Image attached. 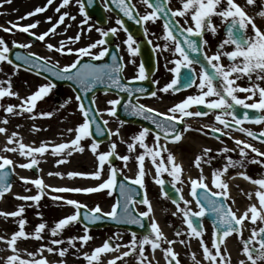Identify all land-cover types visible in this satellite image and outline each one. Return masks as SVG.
<instances>
[{"label":"snow or ice","instance_id":"snow-or-ice-1","mask_svg":"<svg viewBox=\"0 0 264 264\" xmlns=\"http://www.w3.org/2000/svg\"><path fill=\"white\" fill-rule=\"evenodd\" d=\"M75 5L78 6L79 14L83 17L80 21V31L75 36H69L66 40H60L57 45L52 43H46L45 47L49 52L59 53L61 55L73 54L76 59L71 63L65 64L60 67L59 61L50 63L51 57L42 56L34 52H29L27 56H21L18 52L15 54L16 60H23L24 64L29 68H37L44 72L50 73L52 76L59 80L71 81L77 88L84 92H90L96 84L106 83L108 87H115L120 91L127 92L129 97L132 96L133 91L145 92L144 88L132 89L128 85L121 83L122 70L124 64L122 57L118 61L119 44L116 45L117 52L111 54L112 63L110 64H95L91 61H98L109 54L110 41L107 39L109 36L115 37L118 31L123 30L127 33V38L123 40V44L127 46V52L130 56L134 57L138 54L140 44L133 38V35L125 27L124 21L121 18H117L115 24L117 27H110L107 29L96 27L95 31L99 33L100 38L87 44L84 47L73 48L69 45L76 44L80 41L84 32L83 25L88 23L89 13L86 11L85 0H74ZM11 3V0H0V7L4 4ZM54 0H46L43 6H37L34 10L27 12L24 16L20 17V20L27 19L35 16L39 13H44L50 5H53ZM93 0H87V5L91 6ZM110 3L118 9L124 17L128 20H134L136 24L144 25L146 22L155 23L157 20L163 18V35L158 39L164 41L163 45H153V52L160 51L170 52L173 59L167 60L165 68L173 74L170 82L165 84L161 89L162 93H168L169 91L177 92L181 90V70L187 69L188 74L184 76L183 87L190 88L195 86L198 90V94L188 95L182 101L169 107L166 112H160L157 109L146 106L144 104H133L129 101L124 105L125 110H130L132 115L140 116L145 120L150 121L155 130L143 127L138 133L129 138L130 142L121 139V143H126L127 151L129 154L119 155L116 152L117 144L112 142L109 146V150L106 152H98L99 144L101 141L93 139L90 145V151L96 156L97 167L94 172L91 173H78L68 172L69 177L76 176H90L93 179L100 180L104 165H109V176L107 180L102 181L95 187L86 188H68L58 187L51 188L46 185L42 178L37 177L30 179L27 177H19V179L25 184H31L36 187V195H15V199L21 201H32L35 206L39 207V201L42 196L45 195V189L49 188L54 192H76V193H94L100 192L104 189L111 190L116 184V176L118 169L112 167L110 158L116 157L124 162V166L127 167L128 162L132 159L131 153L135 152L137 145L143 151L135 156L137 162L138 171L134 178H131V183L138 185L141 189L145 188L144 177L147 174L144 169L145 157H149L155 168L154 182L160 186L161 196L166 198L175 205L176 211L172 213L176 216L180 213L182 216L183 224L186 225L187 231L176 230L175 236L180 238L179 240L167 239L158 222L153 215V207L151 201L147 197V193L143 195V198L138 203L146 206L145 211L134 213V208L130 207L136 203L133 201L131 193L133 189L127 187L124 183L120 184V190L123 202H117L112 205L111 211L104 213L99 205L81 213V208H86V205H82L76 200L66 199L61 196L51 197L53 200H64L67 205L73 206L76 211L73 214L67 215L54 221V226L48 228L47 222L43 221L42 214L37 212L36 215L41 219V222L37 224L34 231L28 233L25 231V225L27 220L23 214L25 212V205H18L17 210L11 212L0 211V216L5 219L12 217L16 219L18 224V230L14 231L10 238L0 235V241H3L7 248L11 250L12 254L4 258V264H49L43 253L46 251L50 254H57L61 259L52 262V264H67L63 259L68 253L69 249H75L76 253H80V249L83 248L90 240L93 239L89 235V224L95 223L98 220L109 218L116 223L123 224H135L140 228H145L144 220L151 216V221L147 225V231L141 234L139 237L136 232L131 233V239L126 244H113V237H109L104 241L101 246L95 247L91 253L83 252L82 258L87 264H100L101 254L118 251L119 248L125 247L128 250L121 253L119 256L110 260L108 264H116V261L122 260L130 255L135 256L137 264H151L148 261V257L145 255V246H150L153 253L159 249L163 253V257L166 264H181L178 259V253L174 251L173 245L179 242L180 244L188 247L186 239L181 238L187 236L189 239L198 238L199 245L203 251V259L208 261L209 264H231L230 257L227 253V249L221 250V245L225 243V238L232 233L242 235V229L244 221L250 219L253 225L260 221L264 225V176L261 178L253 179L246 171L237 173L245 180L250 181L252 184L257 185V190L254 195L258 200L259 208L256 204H250L247 210L237 216L232 207L229 206L228 200L229 185L226 181L222 180L229 168H245L247 164H258L264 168V151H260L253 144L248 143L245 140L237 139L231 136V131L235 130L243 133L247 137L257 140L264 144V130L256 133L250 129L243 127L245 122L261 124L264 123V29L257 25L255 18L259 17L264 19V4L257 5V0H245V5L237 3V0H178L180 4L179 8L173 9L170 7L171 0H139V3L144 5L146 9L143 15L136 9V4L132 3V0H110ZM73 6V0H60L59 4L55 7L54 12L59 14L58 19L52 22V17H46V21L51 23L46 31L36 34L31 31L40 24V21H34L27 25H20L17 22H9V27H3L2 31L13 33L14 30H18L22 33L28 34L30 37H34L35 40L44 42L46 37L56 34V30L60 25H65L64 32L66 33L71 24H65L66 18L69 21H75L76 16L72 15L69 11H61V9L69 8ZM252 6L253 8L259 7V11L255 13V16L249 15L245 10L246 7ZM104 9L111 11L109 7V0H104ZM180 18V19H177ZM214 18H218L219 24L214 23ZM181 19L183 23H181ZM223 27L224 37L217 43L215 51L208 55L205 48L208 46L209 41L205 39L206 34L210 33L212 37H216L219 29ZM250 29V31H249ZM88 31L92 30V26L89 25ZM145 37L149 35L148 29H143ZM149 44H152L151 40H148ZM14 48L28 49L31 47L29 43H18L12 41ZM231 47V50H227ZM99 49V51H93ZM11 49L4 38L0 37V63L6 62L13 66V74L21 67L19 64H14L13 60L9 58ZM190 54H196L192 56ZM84 57H89V62L82 63ZM178 57V58H177ZM167 59V58H166ZM226 59L227 63H223L222 60ZM206 62V64H205ZM129 63H135L134 60H130ZM168 64L174 66L168 68ZM200 65V72L197 75L193 65ZM211 68L209 72L207 69ZM2 71V69H0ZM39 74V72H37ZM247 80V86L242 87L237 84L238 80ZM47 79V77H45ZM132 80L144 81L148 79L145 66L141 63L138 66L137 74L131 78ZM198 81V82H197ZM152 83H158V81H152ZM55 87V85L49 81L48 83L39 85L37 89L29 94L27 97H20L19 93L13 91L12 78L9 76L5 80H0V100L4 97H15L20 100L17 105L0 103V109H3L4 113L8 115H21L28 113L30 119H35L37 116L50 118L53 115L51 111H42L34 113V109L37 107V102L42 100L49 92ZM238 93H248L244 98H240ZM151 97L157 96V91L150 92ZM258 96V100L254 99ZM76 101L78 102L79 111L83 115V122L78 124L74 129L69 128V133L75 132V136L68 142H62L59 144H52L50 141H42L40 146L34 147L26 145L22 142L23 138L16 131H13L10 135H7V142L3 149L0 151L18 153L20 156L29 158L27 163L16 165L22 169H36L39 171L40 160L37 156H43L49 151L51 145V155L59 156L60 159L56 160V164L67 163V158L70 157L73 152H83L85 148L82 146L81 141L85 138L92 137L91 130L92 125H95V132L97 136L104 134L105 128L108 124L107 120L103 121L104 128L97 122V118L102 116L99 109H94L95 97H93L92 105L85 107L80 95H76ZM246 101H253L248 103ZM71 102V98H67L63 103L59 105L60 108L65 107ZM111 106L104 110L109 116H116L117 105L121 103L120 99H112L107 101ZM193 106H203V109L196 111L190 110ZM240 109H243L241 112ZM249 110H254L250 113ZM215 113V122L222 127H215L211 125H202L201 129L207 127L210 128L212 133H220L215 136V139L220 140L221 136L227 135L229 139H233L236 148L230 149L227 146L218 149L217 155H224L226 163L220 167L215 168L211 174V184L216 189L213 191L209 184L206 182V177L203 175L202 164H211V161L215 158L210 155L211 148L205 147L201 153L196 155L193 164L197 169H200V175L198 178H188V184L190 185V195L195 200L198 211H193L189 205L192 201L187 200L182 195V188L177 187L178 184H184L182 179L183 166L176 162L174 154L169 150L167 144L169 142H179L182 139L183 133L192 130L188 124L183 125V129L177 127L178 123H182L185 118L190 117H205L210 113ZM178 114V115H177ZM229 117L230 119H227ZM9 120L7 116L0 120V124H8ZM123 121L120 124L123 125ZM19 127V125H17ZM35 125L32 131H40ZM198 131L200 129H197ZM228 130V131H225ZM7 129L0 127V134H6ZM207 135V133H204ZM109 137L115 135L120 136V129L117 128L114 132L108 129ZM151 135L153 143L150 146L146 143V138ZM223 143V141H221ZM9 145H14L9 147ZM239 152L240 159L234 160L231 156L226 155L231 151ZM249 152L255 154L249 158ZM163 154H166L163 155ZM14 162L7 156L0 155V199L4 195L11 191L12 184L9 182L10 170L14 171ZM167 173L172 179L166 182L162 175ZM48 175L61 176V173H48ZM125 180H129V177H124ZM170 183L173 193H169L165 189V184ZM25 191H30L25 187ZM111 195V191H109ZM248 199L251 200L253 193L247 194ZM181 202L183 207L181 206ZM235 203V201H232ZM31 207L33 205H27ZM119 209V211H118ZM250 214V215H249ZM206 215H210L212 218L213 232L211 247H209L203 239V218ZM87 221V223H84ZM76 223L83 224V235L69 236L67 240L59 239L63 231L71 227ZM47 230L50 233V238L47 244H41L36 252H27L28 259L21 257L20 251L16 245L19 239H36L43 240L42 233ZM116 234H114L115 236ZM80 242V247L77 248L76 242ZM67 243L68 247H60ZM167 244V247H162V244ZM242 254L246 257V260H240L238 264H264V226L253 227L251 229V235L247 239H241ZM213 249L215 250L213 252ZM39 256V258H37ZM193 264H202L200 260L196 259L195 253L191 254ZM158 264V262H157Z\"/></svg>","mask_w":264,"mask_h":264},{"label":"rangeland","instance_id":"rangeland-1","mask_svg":"<svg viewBox=\"0 0 264 264\" xmlns=\"http://www.w3.org/2000/svg\"><path fill=\"white\" fill-rule=\"evenodd\" d=\"M60 0H54L53 5H50L48 9L44 13L36 14L35 16L29 17L27 19L20 20L19 18L24 16L27 12L34 10L37 6H43L46 3V0H11V3L4 4L2 7H0V29L3 27H9V22H17L20 25H27L29 23H33L34 21L39 20L40 24L37 28L32 29L31 31L35 32L36 34H40L44 31H46L49 27H51V23H54L58 19L57 13L54 12L55 7L59 4ZM132 3L136 4V7L139 11V13L144 14L145 11L148 9L145 8L144 5L139 3V0H132ZM171 7L173 9L179 8L180 4L178 3V0H171L170 3ZM259 5V4H257ZM61 11H69L72 15L76 16L75 21H69L66 18L65 24H71V27L68 28L67 32H64L65 25H60L57 30L56 34L50 35L49 37H46L44 42L38 41L36 44H33L30 40L26 38V33H22L18 30H14L13 33H8L0 30V37L4 38L5 41L8 43L9 47H12V41H16L18 43H29L31 42V47L28 49H25L29 52H34L42 56H48L51 57L50 63H55L59 61L60 67H63L65 64L71 63L73 60L76 59L75 55L73 54H65L61 55L59 53L55 52H49L47 48L45 47L46 43H52L54 45H57L60 40H66L69 36H75V34L80 31V21L83 19V17L79 14L78 6L75 5V2L73 0V6L65 9H61ZM52 17V22L48 23L46 21V17ZM116 18L110 14H108V26L110 27H117L115 24ZM257 25L260 24L261 26L264 25V19L257 18ZM89 25L92 26V30L88 31ZM106 26L105 29L108 28ZM97 26L94 25L92 22H89L86 25H83L84 32L81 36V39L76 44L69 45L73 48H79L84 47L87 44L97 40L100 38L99 33L95 31V28ZM122 34L121 31H118L117 33ZM124 38H120L119 41L121 45L119 46L120 54L122 58H127L125 54V48L122 46ZM24 49V48H23ZM95 51H99V49H94ZM0 80H5L9 76L12 78V85L13 91H16L19 93L20 97H27L29 94L34 92L39 85L45 84L46 82L42 79L26 73L20 69H18L13 74V66L7 64L6 62L0 63ZM130 75V74H129ZM56 93L60 94V99L55 96ZM71 98V102L68 103L65 107L60 108L59 105L63 103L67 98ZM114 99L113 95L108 94H98L95 97L96 102V108L99 109L102 113V116H100L103 120H107L110 130L113 132L119 128L120 129V136H111L109 140L106 142L100 143L98 152H106L109 150V146L112 142H115L117 144L116 152L119 155H126L129 154L127 151L126 143H121V139L124 141L130 142L129 138L133 136L134 134L138 133L141 127L134 126L131 124L123 123V125L120 124V121L115 118L114 116H109L106 114L104 110L111 107L107 101ZM0 103L7 105V104H13L17 105L20 103V100L15 97H4L2 100H0ZM160 110H164V107L159 108ZM42 111H51L53 112V115L50 118H44L37 116L35 119H30L28 113H23L21 115H8L4 113L3 109H0V120L4 119L7 116V119L9 120L8 124H0V127H5L7 129L6 134H0V149H3L6 142H7V135H10L13 131H16L20 134V136L23 138L22 142L26 145H31L34 147L40 146L42 141H50L52 144H59L62 142H68L71 139L74 138L75 132L69 133L67 129L69 128H75L78 124L83 122V118L80 114L79 108H78V102L76 101L75 97L72 95L71 91L64 88L60 92H53L52 90L49 92L47 96H45L42 100L37 102V107L34 109V113H39ZM19 125V127H17ZM36 126L37 128L41 129L40 131H32L33 126ZM190 136V135H188ZM92 143V139L90 137L85 138L81 141L82 146L85 148V150L81 153L79 151L73 152V154L67 158L68 162L63 164H56V160L60 159L59 156H53L51 155V145L49 146V151L46 152L43 156H37V158L41 161L38 168L39 171H37V174H34L29 169H22L16 165L27 163L29 158H25L20 156L18 153H12V152H4L0 151V155L7 156L8 158L12 159L14 162V170L17 173V176H23L30 179H35L37 177H40L43 179L44 183L51 188H58V187H68V188H86V187H95L99 183H101L104 180L108 179L109 176V165L106 163L104 165L102 175L100 180H96L91 178L90 176H76V177H69L67 175L68 172H78V173H91L96 170L97 167V160L96 156L90 151V145ZM146 143L150 146L153 143V138L151 135H149L146 138ZM192 144V143H190ZM14 145H9V147ZM169 150L174 154L176 158V162L180 163L183 166V173H182V179H184V184H180L183 186H188L186 183V179L184 178L185 173H189L191 171L193 178H198L200 175V169H197L193 161L195 159V155H192V152H201L200 150H190L189 145L185 146V143H181L180 149H177L173 146H167ZM263 146H260V149H264ZM215 151H212L211 156L215 157L211 164H202L203 169V175L205 177L211 178L212 171L215 168L222 167L226 160L224 159V155H217L216 153L213 154V152H216V147H213ZM143 151V149L139 148L137 145L135 152L131 153L132 159L128 162L127 167L124 166V162L117 159L116 157H113L114 161L111 162L112 167L118 169V173L122 174L125 177L134 178L137 171V162L135 160V156L140 154ZM166 156V154H163ZM231 156V155H228ZM232 159L233 156H231ZM235 160V159H234ZM195 168V169H194ZM144 169L147 173L144 177V184H145V192L147 193L148 198H159L161 196V192L159 190L158 185L154 182L155 177V168L151 162V159L149 157H145L144 161ZM234 171H246V173L251 176L253 179L261 178V176H264V168H262L258 164H252V166H246L245 168H238ZM61 173V176L56 175H48V173ZM169 176L167 173H164L162 175V178H168ZM229 175L226 174L221 177V179H228ZM206 182L210 184V180L206 179ZM237 182L236 184V190L240 191V195L242 193L245 194V196L248 198V193H253L252 199L246 201L248 205L250 204H256L259 207L258 200L256 199L254 193L257 190V185H253L252 187H248L247 185ZM25 187L29 188L30 191L26 192ZM109 189H104L100 192H94V193H76V192H53L49 188L45 189V195L42 196V199L38 202L39 207L37 208L32 201H21L15 199V195H36L37 189L35 186L28 184L25 185L21 180H17L12 188L11 191L4 195L2 199H0V211L3 212H11L17 210L18 205H25V212L23 214L24 218L27 220V223L25 225V231L28 233H31L34 231V228L37 224L41 222V219L38 218L36 215L37 212L42 214L43 221H46L48 219H59V216H54L55 214H62V213H71L73 214L76 209L71 206L64 203V200L66 199H72L76 200L82 205H86L88 208H94L97 205L100 206L102 209V212L107 213L110 211L112 203H113V194L111 192V195H109ZM237 192V191H235ZM54 196H61L64 198V200H53L51 197ZM152 205H155L156 201L150 200ZM27 205H33L31 207H28ZM51 216V217H50ZM18 218H12L9 217L5 219L4 217L0 216V235L5 236L6 238H10L12 233L16 230H18V224L15 222ZM43 233H47V230H45ZM45 236V234H43ZM78 236L83 235V227L79 225L78 227ZM89 235L93 237L94 233L89 232ZM97 235H95V238ZM31 239V238H29ZM93 240H90L83 248L80 249V253H78V259L75 257L74 264H83V261H85L82 258L83 252H91V248H89V244H93ZM80 247V242H79ZM10 249L7 248L6 244L3 241H0V252L2 255H7ZM24 254H27V252H23ZM71 256V253H69ZM6 257H3L1 260H3ZM72 261V258L69 259ZM4 264V262H1V264Z\"/></svg>","mask_w":264,"mask_h":264},{"label":"water","instance_id":"water-1","mask_svg":"<svg viewBox=\"0 0 264 264\" xmlns=\"http://www.w3.org/2000/svg\"><path fill=\"white\" fill-rule=\"evenodd\" d=\"M85 4H86V7H87V9H88V13H89V14H90V12H91L92 10H93V12H94L95 14H98V13H96V9H94L93 7H91L92 5H91V6H88V5H87V0H85ZM109 6H110L115 12H117V13L121 16L122 20H124V24H125V26L127 27V29H128L129 31H132L133 28H132V24H131V22H130V21H132V20H128L127 17H124L123 14H122L118 9H116L114 5H112V4L110 3V0H109ZM128 22H129V23H128ZM17 52H18L21 56H27V54L23 53L22 51H20V50L17 49V48L13 49L12 52L9 54V58L13 60L14 64H19V65H21V67H23V68H25V69H28V70H30V71H32V72H35V73L39 72V75H42V76H44V77H47V79L51 80L52 82H54V83H56V84H64V83H66V84H70L72 87L75 88V90L77 91V94L81 96V98H82V102L84 103V105H85L86 108L91 106L90 95H91L93 92H95L96 90L117 89V88H115V87H111V88H110V87H108V85H107L106 83H104V84H96L95 87H94V88L92 89V91H90V92H84V91H82L81 89L77 88L76 85L73 84L71 81L59 80V79H57L56 77L52 76V75H51L50 73H48V72H44V71H42V70H40V69H37V68H29L28 65L24 64L23 60H16V58H15V54H16ZM82 63H87V62H83V61H82ZM110 63H112V59H110L108 62H106V63H102V64H110ZM121 83H122V82H121ZM118 91L122 93V95H123V99H122L121 103L117 106V115H119L121 118L125 119V117H127V116L125 115V107H124V105L127 104V102L130 100V97H129V95L126 94V92L120 91L119 89H118ZM133 121H136V119H133ZM145 125L148 126V127H151L153 130H155L152 126H150V125H148V124H146V123H145ZM91 130H92L93 136H94L97 140H99V136H97V135H96V132H95V125H92ZM102 136H105V134H103ZM10 180H11V176H9V181H10ZM121 183H124V182L118 179V181H117V185H116V191H117V188L120 189V184H121ZM124 184H125L127 187H129V188H131V189L134 190V191L131 193V196H138V195H139V192H138L137 189L131 187V186H130L129 184H127V183H124ZM117 193H118V197L121 198V197H122V195H121V190H120V192H117ZM119 202H120V201H119ZM110 221H111L113 224L118 225V223L112 221L111 219L108 220V222H110ZM101 224H102V223H101ZM100 226H101V225H100ZM119 226H121V227H126V228H129V229H132L131 227L126 226V225H119Z\"/></svg>","mask_w":264,"mask_h":264},{"label":"flooded vegetation","instance_id":"flooded-vegetation-1","mask_svg":"<svg viewBox=\"0 0 264 264\" xmlns=\"http://www.w3.org/2000/svg\"><path fill=\"white\" fill-rule=\"evenodd\" d=\"M217 24H219V20L217 18ZM224 37V33H223V27H221L218 31V34L216 37H212L210 33L206 34L205 36V39L209 41V44L208 46L205 48L207 53L209 55H211L215 49H216V45L217 43ZM163 45V44H162ZM227 50H231V47H229ZM160 55H161V64L162 66L165 67V64L167 63V60H170V59H173V57L171 56V53L169 52H163L161 53L159 51ZM167 58V59H166ZM223 63H227V60L224 59L222 60ZM169 68L173 67L174 65L173 64H168ZM170 78L172 79V76L173 74L171 72L168 73ZM262 85V84H261ZM181 93H184V94H181ZM194 94H198V90L195 86H193L191 89L187 90V91H184V92H180V93H173V92H170L167 93V94H164V98L167 99L168 101H171L173 102L176 98V96H180V95H183V97H186L188 95H194ZM200 119H203V117H199ZM217 125V124H216ZM61 247V246H60ZM132 256V255H131ZM132 257H135V256H132ZM131 262V261H130ZM116 264H126V263H122V262H118L116 261Z\"/></svg>","mask_w":264,"mask_h":264},{"label":"bare ground","instance_id":"bare-ground-1","mask_svg":"<svg viewBox=\"0 0 264 264\" xmlns=\"http://www.w3.org/2000/svg\"><path fill=\"white\" fill-rule=\"evenodd\" d=\"M19 177H20V176H18V178H19ZM238 177H239V178H243V177H242V176H240V175H239ZM243 179H244V178H243ZM47 189H48V188H46V190H47Z\"/></svg>","mask_w":264,"mask_h":264}]
</instances>
